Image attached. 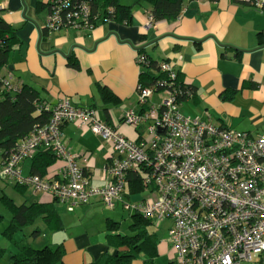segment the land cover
Here are the masks:
<instances>
[{
    "label": "crops",
    "instance_id": "crops-1",
    "mask_svg": "<svg viewBox=\"0 0 264 264\" xmlns=\"http://www.w3.org/2000/svg\"><path fill=\"white\" fill-rule=\"evenodd\" d=\"M42 1L0 2V16L17 29L20 41L9 57L8 68L0 75L16 84L32 86L48 105L67 97L76 107L96 110L101 122L135 141L134 128L124 125L122 120L127 111L139 109L136 88L140 67L136 50L143 48L153 61L170 63L196 91L193 100L179 106L183 116L208 120L253 138L264 135V13L229 0H183L179 18L144 30L146 12L134 5L127 25L105 22L88 34L69 30L48 31L42 36L47 22L46 10L37 9ZM71 56L79 70L68 67ZM102 90L115 101H104ZM158 101V96L151 97L149 104L156 105ZM61 135L72 153L88 160L86 173L90 174V185L105 186L104 167L112 153L109 145L87 129L70 123L63 124ZM25 161L21 165L22 175ZM62 166V162L55 161L44 178L54 177ZM29 168L30 164L24 176ZM35 199L51 202L45 194ZM96 205L99 206L94 200L73 212L65 209L67 214L74 215L70 219L59 212L64 230L55 233L58 241L53 245H61L63 264H88L107 251L105 226L94 231L92 225H86L98 217L89 216ZM70 222L76 228L72 234L66 233ZM174 257L169 243L160 241L157 260L169 264Z\"/></svg>",
    "mask_w": 264,
    "mask_h": 264
},
{
    "label": "built area",
    "instance_id": "built-area-1",
    "mask_svg": "<svg viewBox=\"0 0 264 264\" xmlns=\"http://www.w3.org/2000/svg\"><path fill=\"white\" fill-rule=\"evenodd\" d=\"M74 1L80 3L79 13L85 16L88 0ZM234 2L264 12V0ZM68 3L49 0L51 13L44 25L48 31H59V13ZM82 26L85 32L94 30L86 23ZM154 26L152 17L146 15L144 30ZM158 68L169 79L175 78L170 63L161 62ZM162 85L165 87L164 82ZM136 94L138 106L145 110L127 111L122 123L143 128L139 142L101 122L96 110L76 107L63 97L57 104L45 106L49 123L35 128L16 147L0 166V176L56 197L71 212L90 200L113 208L125 191L127 173L141 171L143 187L152 190L147 199L131 207L147 219L170 221L167 235L175 250L173 264H264V135L253 138L208 120L183 116L175 104L176 92L168 87L161 91L139 87ZM152 95L159 101L147 106ZM66 123L87 129L111 148L104 167L105 186L90 185L84 176L88 160L63 143L61 127ZM39 146H52L56 161L63 163L58 179L21 174V163Z\"/></svg>",
    "mask_w": 264,
    "mask_h": 264
},
{
    "label": "trees",
    "instance_id": "trees-1",
    "mask_svg": "<svg viewBox=\"0 0 264 264\" xmlns=\"http://www.w3.org/2000/svg\"><path fill=\"white\" fill-rule=\"evenodd\" d=\"M48 2L49 0H43L37 5L38 10L41 7L46 10L47 18L51 13ZM68 4L59 13L62 21L59 23L60 29L58 32L75 30L73 29L75 26L77 31L88 34L89 32L83 30L82 25L85 23L95 29L105 22L127 25L132 18L133 5H123L120 0H88L85 16L79 13L80 3L69 0ZM134 5L144 9L146 15L152 17L155 25L158 22L169 23L175 21L180 17L183 10V0H135ZM72 20L73 22L70 23ZM41 32L42 36H45L48 31L43 28ZM19 44L17 29L0 16V74L8 68L9 57ZM136 52L137 58H144V61L141 62H138L136 58L137 65L140 67L136 93L139 87H152L157 91L168 87L170 91L176 92L175 104L178 108L182 103L196 97V91L184 82L180 73L176 72L175 78L169 79L167 74L159 72V63L149 58L143 48L137 49ZM68 67L79 70L77 61L72 56L68 59ZM8 79L10 78L0 75V166L7 163L16 147L27 139L35 128L46 127L50 121V113L45 109L48 104L43 101L36 89L28 84H16L12 79ZM163 82L165 87L161 86ZM8 87L11 89L15 87V90L8 91ZM101 95L106 102L115 101V98L104 90L101 91ZM228 98L232 99V93ZM147 106H150L149 101ZM138 108L141 113L145 110L139 106ZM134 130L137 133L136 142H139L143 136V128L139 126ZM26 160H30L27 176L44 178L47 170L55 163L56 157L52 146H39L32 157ZM84 176L90 181V174L85 173ZM52 179H58L57 172ZM0 180L3 184V188L0 187V204L10 217L7 227L0 234L9 241L13 248L10 253L11 264H63L64 251L61 245L52 244L45 245L42 248H33L25 241H16L14 234L23 231L26 227H32L30 238H36L44 232H61L64 230V226L56 204H60L66 210L67 205L60 203L56 197L48 194L45 195L50 197L51 202H40L35 197L42 195V193H37L29 186L21 185L10 177L2 178L0 176ZM126 182L125 191L115 204L120 202L125 211L131 213L132 223L129 226L131 234H120L118 230L119 223L107 218L104 229V242L107 251L97 260L88 264H131L135 259L140 260L141 264H154L158 258L160 240L156 232L149 228L156 221L143 217L136 209L131 207L132 201L130 198L131 195L138 193L149 194L152 189L146 191V188L143 187L141 171L128 172ZM8 186L14 194L18 195V199L22 200L21 202H15L5 193L4 190ZM27 194L29 195L26 196ZM147 198H141L140 202ZM93 201L90 200L87 204H78L71 212L80 206L89 205ZM96 201L104 206L98 200ZM2 218L0 215V222ZM167 242L169 243V241ZM170 247L172 246L170 245ZM4 250L0 247V255L3 254ZM169 264H173V262Z\"/></svg>",
    "mask_w": 264,
    "mask_h": 264
},
{
    "label": "rangeland",
    "instance_id": "rangeland-1",
    "mask_svg": "<svg viewBox=\"0 0 264 264\" xmlns=\"http://www.w3.org/2000/svg\"><path fill=\"white\" fill-rule=\"evenodd\" d=\"M2 0H0L1 2ZM217 1V0H214ZM234 1V0H232ZM134 2L135 0H120V3L123 5H128V6H134ZM184 2H186V0H184ZM44 29H46L44 27ZM47 30V29H46ZM48 31V30H47ZM52 31V30H51ZM55 32V31H54ZM153 98L157 97V95H152ZM102 141V140H101ZM103 143V141H102ZM74 154V153H73ZM28 164H30L29 161H25V166L24 169H22V173L25 175L26 174V167H28ZM98 171H100L98 169ZM23 175V176H24ZM98 178H100V172H98ZM99 181V180H98ZM97 181V182H98ZM94 183V182H93ZM0 187L3 188V184H2V180H0ZM5 193L11 197L13 200H15V202H19L18 200V195L14 194V192L11 190V188L8 186L7 188H5ZM1 194V191H0ZM29 194H27L26 196H28ZM145 196L148 197L149 194L148 193H138L135 195H131V201L132 203L135 202H139L141 200V198ZM125 201V200H124ZM56 208L58 210V212L63 213L68 219L73 218L74 215H69L65 212V208L63 206H61L60 204H56ZM87 208V207H86ZM85 208V209H86ZM82 209L79 210V212ZM93 213H91L89 216H93V215H97L98 217L95 219H92V221H87L86 225H92V229L94 231H98L100 225H104L105 226V218H109L113 221H116L117 223H119L118 226V230L119 233L122 235H130V229L129 226L132 223V220L130 218L131 213L125 211V209L122 207L121 203H117L115 204L114 208L108 209L105 208L104 206L100 205L99 206H95L93 210H91ZM0 215L3 217L1 222H0V233L7 227L8 222H9V215L7 214V212L5 211V209L3 208V206L0 204ZM170 226V221L169 220H164L162 222H154L153 225H150L149 228L150 230H154L157 234V237L159 238L160 241L162 240H167V229ZM90 229V227H88ZM32 227H26L25 229H23V231L20 232H16L14 234V239L16 241H25L28 244H30L33 248H42L45 245H52L54 242L58 241V236L55 233H51V232H44L42 233V235H39L36 238H30V233ZM68 232L69 234H72L75 231V226H73L71 224V222L69 223V225L67 226ZM0 247L5 249L3 254L0 255V264H11L10 261V253L13 251V248L11 246V244L9 243L8 240H6L1 234H0ZM140 260H133L131 264H139ZM154 264H167L166 262H163L162 259H156V261L154 262Z\"/></svg>",
    "mask_w": 264,
    "mask_h": 264
}]
</instances>
